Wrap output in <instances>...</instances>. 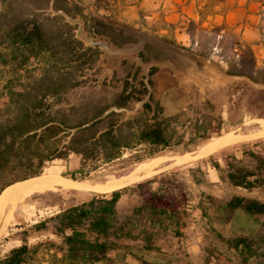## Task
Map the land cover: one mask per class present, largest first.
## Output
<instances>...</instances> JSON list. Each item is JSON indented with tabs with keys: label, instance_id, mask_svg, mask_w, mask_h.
Wrapping results in <instances>:
<instances>
[{
	"label": "trees",
	"instance_id": "16d2710c",
	"mask_svg": "<svg viewBox=\"0 0 264 264\" xmlns=\"http://www.w3.org/2000/svg\"><path fill=\"white\" fill-rule=\"evenodd\" d=\"M84 2L0 0V67L7 71L0 90V193L8 185L47 173L55 167L49 166L52 161L67 160L71 154L81 156L83 163L99 158L110 162L130 150L141 160L184 141V132L176 126L180 113L165 114L154 95L155 66L145 74L141 64L124 60L122 78L111 82L96 76L101 71L97 61L103 43L121 47L139 42L140 36L115 23L114 0H92L94 8L89 12ZM165 25L170 30L175 27L169 22ZM78 28L93 38L89 45L77 36ZM197 29L206 30L202 21L189 19L187 32L192 44L181 45L174 37L167 43L189 52L198 66L203 64L201 58L214 62L216 53L220 61L215 63L226 74L243 77L246 84L264 85V62L259 65L252 45L226 22L211 28L216 34L226 30L230 37L229 44L220 46L219 51L199 46ZM167 53L145 40L137 57L147 63ZM33 60L37 66H30ZM248 98L256 109L250 107V114L264 116V88L251 91ZM127 111L134 114L127 115ZM248 154L256 161L254 168L225 158L226 177L232 185L264 187V156L253 150ZM213 166L222 169L217 160ZM11 174H18L20 180L11 181ZM59 174L65 176L60 170ZM156 181L159 184L153 187ZM126 185L94 191L80 201L59 203L50 215L31 224L35 231L49 230L50 235L31 242L29 231L23 229L21 242L0 255V264H157L146 258L150 252L166 253L157 239L171 235L182 240L191 208L200 209L205 216L208 213L202 199L195 206L189 204L181 183L167 174ZM129 188L140 201L122 214L118 202ZM224 207L264 215V201L257 198L233 195ZM220 237L236 251L237 261L207 246L204 264H264V234Z\"/></svg>",
	"mask_w": 264,
	"mask_h": 264
},
{
	"label": "rangeland",
	"instance_id": "374dc122",
	"mask_svg": "<svg viewBox=\"0 0 264 264\" xmlns=\"http://www.w3.org/2000/svg\"><path fill=\"white\" fill-rule=\"evenodd\" d=\"M131 1L133 0H126L118 5L115 4V11L113 12L115 23L129 30H135L140 36V41H152L148 37H154L166 44L167 40L170 39L169 34L161 33L158 30L159 26H166L165 22L161 19L155 22L154 19L146 17L148 10L144 7L140 10L137 8L131 9L128 6ZM207 1L210 4L209 10H213V5L219 2V0ZM91 2L92 0H85L84 2L87 6L86 12L93 11L94 7ZM142 22H145L144 25H141ZM79 23L82 26V21L79 20ZM202 26L206 30L197 29L195 35L199 46L213 47L219 51L220 46L229 44L230 37L226 30L216 34L211 31V24ZM77 36L85 42V45H89L93 39L82 28H78ZM137 43H131L129 47L127 45L126 47L123 46L124 48L103 43L102 53L105 57L101 60L100 65L97 64L101 71L96 76L101 80L107 79L111 82L114 79L122 78L125 72L123 61L136 62L133 58V50L137 49L135 47ZM195 47H197V44ZM109 49H113L116 53H109ZM201 60L207 59L201 58ZM212 60L214 62L207 61H210L215 69L204 67L203 62L201 66L197 65L200 70L198 68L187 70L182 76V83L177 87L165 91L156 89L155 95L161 101L165 114L175 115L180 113L176 126L179 131L184 132V141L180 145L165 148L156 155L166 153L173 159L178 154L193 153L210 139L227 131L250 132L255 130L259 125L257 119L264 117L250 114V107H252V110L256 109L250 105L248 98L251 91L264 88V85L246 84L247 81L243 77L228 76L221 72L222 69L215 63L220 61V57L216 53L212 55ZM260 64L262 65V62ZM37 65L38 62L35 60L30 64V66ZM216 67H219L220 70ZM34 72L39 74V70ZM6 76L7 71L0 67V90ZM158 76H153L155 83H157L156 78ZM167 82L169 84L176 83V76H168ZM107 91H110V88ZM139 106L138 104L137 107ZM131 114H134V111H127V115ZM191 136H195V139H190ZM237 143H233L235 145L228 146L222 151L213 153L212 156L207 155L151 175L167 174L168 177L180 182L184 197L188 198L187 202L195 206L202 199L208 213L205 216L200 209L191 208V216L184 238L179 241L171 235L159 237L157 242L164 248L166 253L150 252L146 254L147 259L157 262V264H204L205 248L208 246L231 256L236 262L238 259L236 251L230 248L220 236L249 235L256 238L259 234H264V215H253L239 208L229 210L224 207L225 202L233 195H242L264 201L263 186L248 189L230 184L226 177L227 167L225 163V158H228L234 164L253 169L256 161L248 152L253 150L264 156V136ZM133 152L125 150L120 157L110 162H103L99 158L95 161L88 160L85 163L82 162L81 156L71 154L67 160L56 159L52 161L49 166L55 167L45 174L52 171L59 174L60 170L63 175L77 180L105 181L108 178L129 173L138 162L150 158L136 159ZM216 160L220 163L221 170L213 166V162ZM170 161L166 160L160 167L168 165ZM17 176L18 174H11L9 179L13 182L20 180ZM135 182L137 181L126 186L131 187ZM158 184V181L154 182L153 187H157ZM92 192L94 191L74 189H69V191H47L34 195L18 208L9 209L0 223V255L8 248L21 242V231L23 229L29 231L31 242L46 239L50 235V231H35L31 224L50 215L58 208L59 203L80 201ZM139 201L140 196L129 188L121 196L118 202V210L122 214L128 213ZM185 250L188 255H186ZM128 260L138 263L132 258H128Z\"/></svg>",
	"mask_w": 264,
	"mask_h": 264
},
{
	"label": "crops",
	"instance_id": "0c3cea01",
	"mask_svg": "<svg viewBox=\"0 0 264 264\" xmlns=\"http://www.w3.org/2000/svg\"><path fill=\"white\" fill-rule=\"evenodd\" d=\"M114 1L118 5L119 3H124L126 0ZM208 3L207 0H133L129 2L130 5L128 6L131 9L137 8L138 10L144 7L148 10L146 17L154 19L155 22L161 19L165 23H173L175 25L173 30H170L166 26H159L158 30L161 33L169 34L170 38L174 37L179 44L184 46L192 44L191 36L187 32L189 19H194L196 22L202 21V25L211 24V26L226 22L228 26L252 45L259 65H261L260 62L263 64L264 0H219L217 4L213 5V10L211 11L206 9V6L209 5ZM144 23L142 22L141 25H144ZM126 45L129 47L131 43L123 46L126 47ZM166 45L167 47L164 48L168 52L166 57L147 63L142 62L137 57V52L141 47L133 50V58L136 63L142 65L145 74L148 73L151 66L156 67L152 78L154 75L158 76L159 74L156 78L157 83L155 84L156 89L161 91L170 90L180 85L183 81L182 76H184L187 70H194L196 68L200 70L189 52L171 43L166 42ZM109 53L113 54L116 51L109 49ZM103 57L105 56L101 53L97 61L98 65L101 64L100 62ZM203 62L204 67L214 68L210 61L204 60ZM216 68L219 69V67ZM220 71L224 72L223 70ZM168 76H176V83L169 84L167 82Z\"/></svg>",
	"mask_w": 264,
	"mask_h": 264
},
{
	"label": "bare ground",
	"instance_id": "6f19581e",
	"mask_svg": "<svg viewBox=\"0 0 264 264\" xmlns=\"http://www.w3.org/2000/svg\"><path fill=\"white\" fill-rule=\"evenodd\" d=\"M258 127L250 132L230 130L214 137L193 153H182L173 157L166 153L158 154L138 162L129 173L106 179L105 181L77 180L61 174H41L8 185L0 193V223L5 213L11 208H18L35 194L54 190H81V191H109L114 188L145 179L167 168L181 165L201 157H205L223 147L252 138L264 136V118H258ZM166 160H171L164 167H160ZM160 167V168H159ZM159 168V169H157ZM7 188V189H6ZM65 192V191H64Z\"/></svg>",
	"mask_w": 264,
	"mask_h": 264
},
{
	"label": "water",
	"instance_id": "95a60500",
	"mask_svg": "<svg viewBox=\"0 0 264 264\" xmlns=\"http://www.w3.org/2000/svg\"><path fill=\"white\" fill-rule=\"evenodd\" d=\"M149 39H151L155 44H157L158 46H161V47H163V48H165V47H167V45L166 44H164V43H162V42H160V41H158L156 38H154V37H148ZM142 43H143V40H141V41H139L137 44H136V46L135 47H141L142 46ZM5 188V187H4ZM3 190V189H2Z\"/></svg>",
	"mask_w": 264,
	"mask_h": 264
}]
</instances>
